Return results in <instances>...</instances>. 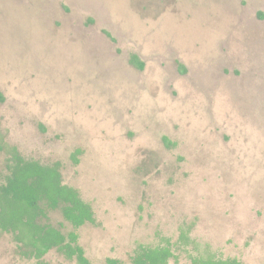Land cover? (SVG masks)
I'll return each mask as SVG.
<instances>
[{"label": "rangeland", "instance_id": "374dc122", "mask_svg": "<svg viewBox=\"0 0 264 264\" xmlns=\"http://www.w3.org/2000/svg\"><path fill=\"white\" fill-rule=\"evenodd\" d=\"M0 146V181L12 146L61 163L90 264H264V0H0ZM0 264L36 262L0 231Z\"/></svg>", "mask_w": 264, "mask_h": 264}, {"label": "trees", "instance_id": "16d2710c", "mask_svg": "<svg viewBox=\"0 0 264 264\" xmlns=\"http://www.w3.org/2000/svg\"><path fill=\"white\" fill-rule=\"evenodd\" d=\"M130 62L143 68V62L131 54ZM0 146V149H3ZM6 169L0 181V231L11 235L17 254L36 264H45V256L56 251L76 264H90L79 241L78 229L94 221V210L73 186L64 183L61 163H42L25 158L16 147L7 149ZM78 153V151H76ZM75 162L78 159L73 154ZM54 212L71 227L65 231L51 220ZM184 236H182L183 238ZM174 243H137L129 255L131 264H167L176 259ZM191 264H239L235 257L189 254ZM106 264H121L106 258Z\"/></svg>", "mask_w": 264, "mask_h": 264}]
</instances>
